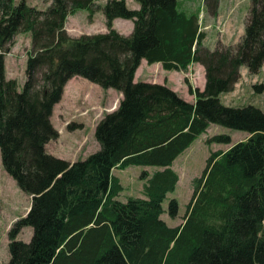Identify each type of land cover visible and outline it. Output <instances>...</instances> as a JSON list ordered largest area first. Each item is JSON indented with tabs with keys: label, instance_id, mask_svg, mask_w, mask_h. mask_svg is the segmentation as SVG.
<instances>
[{
	"label": "trees",
	"instance_id": "trees-1",
	"mask_svg": "<svg viewBox=\"0 0 264 264\" xmlns=\"http://www.w3.org/2000/svg\"><path fill=\"white\" fill-rule=\"evenodd\" d=\"M43 10L25 0H0V165L29 198L27 212L7 232L6 264H264V111L224 105L240 68L257 75L264 62V0H248L241 36L234 44H202L199 11L186 13L177 0H48ZM101 12L104 33L70 37L67 17ZM114 19L128 20L124 36ZM28 34L30 50L20 91L5 78L4 57L12 39ZM164 71L203 68V89L183 79L193 103L164 84L133 82L140 61ZM74 77L121 95L93 129L97 150L68 162L49 155L57 138L50 123L66 82ZM262 93L264 85H252ZM209 125L246 132L245 141L211 152L192 191L181 223L173 192L172 162ZM68 129H71L69 126ZM229 144L225 135L207 143ZM151 167L143 198L116 200L117 169ZM30 228L27 242L16 239Z\"/></svg>",
	"mask_w": 264,
	"mask_h": 264
},
{
	"label": "rangeland",
	"instance_id": "rangeland-1",
	"mask_svg": "<svg viewBox=\"0 0 264 264\" xmlns=\"http://www.w3.org/2000/svg\"><path fill=\"white\" fill-rule=\"evenodd\" d=\"M105 1L97 0L96 4L101 6ZM177 1L180 2L186 13L199 11V28L205 36L207 47L220 42V40H234L236 42L241 36L248 9V0ZM25 2L28 6L35 7L38 10L45 9L49 3L48 0H25ZM124 2L129 9L138 8L134 0H124ZM112 28L127 36L131 32L132 24L128 20L117 19L113 22ZM64 30L70 37L104 33L103 16L98 11L89 20L88 13L85 10L77 11L74 15L67 17ZM29 50V35L19 33L12 39L8 53L4 57L5 78L16 82L17 91L21 90L24 81V64ZM165 76L168 78L162 79V77L159 80L161 79V82L164 80V85L167 84L169 89L172 87L174 92L186 102H189L193 97L188 95L183 79L186 78L188 84L193 88H198L201 82L200 72L195 67L189 68L183 73H168ZM146 77L145 73H141L139 66L135 81L147 82ZM152 77L153 80L156 75L153 74ZM255 84L264 85V81L261 77H254L253 79L240 77L233 95L230 99L222 100V102L235 106L250 104L264 111V91L260 94L254 93L252 85ZM231 98L234 99L233 102H231ZM118 100V93L111 89L102 90L84 79L72 78L65 89L63 97L52 109L50 123L58 136L55 140L47 143L45 146L46 152L53 157L68 162L83 160L89 154L95 152L98 146L93 137L94 126L104 113L110 112L116 107ZM108 102H110V105H107ZM69 126L71 129H68ZM220 135L227 136L230 143H207V140ZM246 138V132L209 125L205 132L198 136L173 161L171 169L176 173L178 181L173 192L166 194L161 203V208L165 211L167 201L175 199L177 202V215L173 219H169L165 213L160 215V219L167 226L175 227L181 223L185 206L192 191L191 181L201 174L209 154L223 150L234 143L245 141ZM154 170L151 167L135 166L128 167L123 171L113 170L112 175L118 179L122 187L116 200L123 202L127 197L143 198L142 186L144 181L139 176L142 171L150 175ZM28 206L29 198L16 187L13 180L7 176L0 165V264H6L8 260L7 232L13 222L27 212ZM30 235V228H22L16 239L27 242Z\"/></svg>",
	"mask_w": 264,
	"mask_h": 264
},
{
	"label": "crops",
	"instance_id": "crops-1",
	"mask_svg": "<svg viewBox=\"0 0 264 264\" xmlns=\"http://www.w3.org/2000/svg\"><path fill=\"white\" fill-rule=\"evenodd\" d=\"M115 20H117V19H114V20L112 21V26H113V22H114ZM198 24H199V22H198ZM199 30H200V28H199ZM220 42H221L222 44H224V45H230V44H234V43H235L234 40H233V41H227V40L223 41V40H220ZM202 44L205 45V46H206V44H207V43L205 42V36H204V38H203V40H202ZM209 46H210V45H209ZM213 46H214V45H211V46L208 47V48H212ZM144 65H145V66H144ZM139 66H140V71H141V73H145L146 76H147L146 78L148 79V81H147L146 83H155V84H161V85H162V84H164V83H163L164 80H162V82H161V79L159 80V78H162V77H163L162 79H164V78H168V77L165 76V74H168V73H183V72H175V71H164V70L161 69V66H160L159 63H154V64H151V65H148V64L145 63L144 60H141V61H140ZM139 66H138V68H139ZM194 67L197 68V71H199V72H200V75H201L200 86L197 88L199 91H201V90L203 89V84H204L203 68H202L200 65L194 63V64H190V65L188 66L187 69H189V68H194ZM138 68L136 69V71H135V73H134L133 82H136V81H135V76H136V72H137ZM239 73H240V77H241V78H242V77H243V78L246 77L247 79H248V78L253 79L254 77H261V78L263 79V81H264V62H263L262 66H261V69H260V71L258 72L257 75L249 76L244 68H240ZM153 74H155L156 77L152 80L151 78H153V77H152ZM168 76L170 77V75H168ZM240 77H239L237 83L239 82ZM71 80H72V78L69 79V80L66 82V84H65V86H64V88H63V92H62L61 98L63 97V95H64V93H65V89L67 88V85H68L69 82H71ZM244 80H245V79H244ZM237 83L234 85V88H233L232 92L220 96V101H221V102H222V100L230 99L231 95H233V93H234V91H235V87L238 86ZM166 86H167V84H166ZM169 87H170V86H169ZM171 90L174 91V89H172V87H171ZM188 95H189L190 97H193V96L190 95V94H188ZM118 97H119V99H121V95H120V94H118ZM226 97H227V98H226ZM61 98H60V100H61ZM232 98H233V97H232ZM232 98H231V99H232ZM233 101H234V99L231 100V102H233ZM109 103H110V102H108L107 105H110ZM189 103H193V98L189 101ZM222 103H223V102H222ZM223 104H224V105H228V104H225V103H223ZM228 106H235V105H228ZM111 111H112V110H111ZM247 137H248V135H247ZM228 148H229V147H226L225 149L220 150V151L223 152V151L227 150ZM184 151H185V150H184ZM70 163H71V162H70ZM172 163H173V162H172ZM175 174H176V173H175ZM139 198H140V197H139Z\"/></svg>",
	"mask_w": 264,
	"mask_h": 264
}]
</instances>
